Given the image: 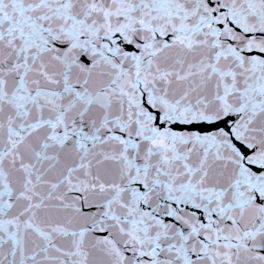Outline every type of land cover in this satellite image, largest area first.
<instances>
[{
    "label": "snow or ice",
    "instance_id": "6c2138e0",
    "mask_svg": "<svg viewBox=\"0 0 264 264\" xmlns=\"http://www.w3.org/2000/svg\"><path fill=\"white\" fill-rule=\"evenodd\" d=\"M0 264H264V0H0Z\"/></svg>",
    "mask_w": 264,
    "mask_h": 264
}]
</instances>
